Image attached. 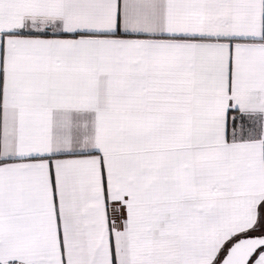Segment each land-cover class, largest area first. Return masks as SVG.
<instances>
[{
  "label": "snow or ice",
  "instance_id": "6c2138e0",
  "mask_svg": "<svg viewBox=\"0 0 264 264\" xmlns=\"http://www.w3.org/2000/svg\"><path fill=\"white\" fill-rule=\"evenodd\" d=\"M0 264H264V0H0Z\"/></svg>",
  "mask_w": 264,
  "mask_h": 264
}]
</instances>
